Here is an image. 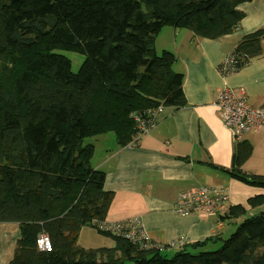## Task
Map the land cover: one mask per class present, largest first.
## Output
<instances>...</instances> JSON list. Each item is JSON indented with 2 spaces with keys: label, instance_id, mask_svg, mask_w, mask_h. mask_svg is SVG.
I'll list each match as a JSON object with an SVG mask.
<instances>
[{
  "label": "trees",
  "instance_id": "obj_1",
  "mask_svg": "<svg viewBox=\"0 0 264 264\" xmlns=\"http://www.w3.org/2000/svg\"><path fill=\"white\" fill-rule=\"evenodd\" d=\"M246 1L0 0V223L19 226L8 264H264V214L245 217L264 205V177L239 169L251 153L247 144L237 145L230 174L262 191L219 217L243 218L228 238L178 249L155 242L143 248L91 225L106 221L111 194L85 142L112 133L126 146L134 116L145 119L160 104L185 106L175 56L155 52L158 32L169 26L200 38L229 35L242 18L236 7ZM262 40L259 29L227 56L242 68L259 55ZM58 51L84 56L76 73ZM85 226L114 246L82 248ZM40 233L49 237V252L37 249Z\"/></svg>",
  "mask_w": 264,
  "mask_h": 264
},
{
  "label": "crops",
  "instance_id": "obj_2",
  "mask_svg": "<svg viewBox=\"0 0 264 264\" xmlns=\"http://www.w3.org/2000/svg\"><path fill=\"white\" fill-rule=\"evenodd\" d=\"M236 9L242 15L239 27L217 39L169 26L158 32L155 52L168 51L175 56L173 71L183 76L185 106H163L154 117V126L142 135L134 134L126 146H119L112 133L89 139L93 145L90 165L103 172V189L111 194L107 222L135 219L151 242L176 241L179 249L209 237L224 240L229 234L224 224L240 219L179 216L173 210L180 192L197 186L225 187L229 192L238 181L230 174L235 171L231 170L238 144L233 143L215 105L221 89L230 87L238 93L240 89L251 106L264 104V40L259 55L247 65L225 76L219 72L222 60L242 37L264 29V0L246 1ZM241 142L251 153L240 165V172L264 177V129L246 132ZM248 186L253 191L245 192L249 194L245 204L262 191ZM229 202L245 205L234 197ZM18 238V224L0 223V264L12 259Z\"/></svg>",
  "mask_w": 264,
  "mask_h": 264
},
{
  "label": "built area",
  "instance_id": "obj_3",
  "mask_svg": "<svg viewBox=\"0 0 264 264\" xmlns=\"http://www.w3.org/2000/svg\"><path fill=\"white\" fill-rule=\"evenodd\" d=\"M236 56H226L219 66L222 75H229L240 69ZM215 105L218 109V116L223 125L229 130L233 143L239 144L246 132H255L264 129V104L251 106L242 90L239 93L230 87H223L219 92ZM163 108L160 104L156 108L145 112L146 118L140 119L134 116L136 123L135 135L139 136L148 132L154 126V117ZM229 192L227 188L209 186H197L180 192L177 196L173 210L179 216H217L223 217L228 211ZM91 225L101 231H109L114 235L121 236L132 242L140 243L143 248L153 247L152 242L147 238L139 223L133 219L124 222H96ZM168 247H178L176 241L166 243ZM37 249L42 252L51 250L49 237L40 233L36 240ZM159 251L163 250L162 245L154 247Z\"/></svg>",
  "mask_w": 264,
  "mask_h": 264
},
{
  "label": "rangeland",
  "instance_id": "obj_4",
  "mask_svg": "<svg viewBox=\"0 0 264 264\" xmlns=\"http://www.w3.org/2000/svg\"><path fill=\"white\" fill-rule=\"evenodd\" d=\"M58 52L70 60L71 71L73 73H76L78 69L80 68L82 62L84 61V56L77 54L75 52H70V51H58ZM0 65H2L1 61H0ZM85 142L88 143L89 139L86 140ZM232 185L233 186H231V188L229 189V195H230L229 201H231V199L234 197V199L240 201V203L245 204L246 198L249 195L248 193L245 194V192H249V191L252 192L253 191L252 188L248 186L247 184L242 183L240 181L234 182L232 183ZM240 188H242L243 190H241ZM261 213L264 214V205L255 207L254 209H248V213L245 217L257 216L258 214H261ZM242 219L243 218H240L238 220H231V222L228 221L224 224L227 232L229 233L227 237H229L232 233H234V231L236 230V228L238 227ZM78 240H79V237H78ZM78 240H77V243L79 245H82L84 249L94 250L97 248H103V247L110 248L114 246V242L109 237L98 234L91 227L83 228L82 233L80 235V241ZM215 248H217V246ZM172 254L174 255V253L171 251L170 253H168V256H171Z\"/></svg>",
  "mask_w": 264,
  "mask_h": 264
}]
</instances>
